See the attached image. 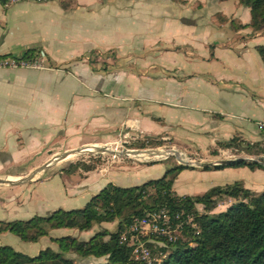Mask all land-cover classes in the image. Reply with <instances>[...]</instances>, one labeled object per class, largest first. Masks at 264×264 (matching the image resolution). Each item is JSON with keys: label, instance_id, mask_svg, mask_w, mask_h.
<instances>
[{"label": "crops", "instance_id": "0c3cea01", "mask_svg": "<svg viewBox=\"0 0 264 264\" xmlns=\"http://www.w3.org/2000/svg\"><path fill=\"white\" fill-rule=\"evenodd\" d=\"M99 15L111 21L103 17L98 24ZM249 19L235 0H0V57L35 49L49 64L0 68V179H16L3 177V166L27 164L54 148L106 143L119 132L163 140L159 147L200 162L216 160L212 152H237L218 147L233 138L264 148L257 127L264 121V64L255 50L264 45V28L254 33L230 26ZM167 170L135 164L60 172L50 200L86 204L108 183L138 186ZM236 173L264 177L247 167H193L177 175L173 191L200 196L233 183L227 177ZM52 176L46 185L56 180ZM74 233L58 229L50 237Z\"/></svg>", "mask_w": 264, "mask_h": 264}, {"label": "trees", "instance_id": "16d2710c", "mask_svg": "<svg viewBox=\"0 0 264 264\" xmlns=\"http://www.w3.org/2000/svg\"><path fill=\"white\" fill-rule=\"evenodd\" d=\"M2 1L5 3V0ZM235 1L249 10L250 19L245 24L232 20L231 29H250L254 33L262 31L264 0ZM255 50L264 64V45L255 47ZM41 56V53L34 49L26 51L20 58L13 59L30 61ZM7 58L9 57H0V61ZM163 144L164 141L160 139H146L140 146L159 147ZM218 147L234 148L249 154L264 152V148L236 138L219 143ZM226 167L261 169L259 164L245 160L215 169ZM79 169V166H71L66 171L71 174ZM83 169L89 172L95 168L84 166ZM187 169L193 167L176 165L168 169L162 177L138 186L120 187L108 183L92 196L82 209H57L48 216L0 221V236L11 234L21 242L30 244L38 243L47 237L50 243L56 246V250L46 247L34 256L17 252L10 246H0V264H78L72 255L80 259L104 260L97 264H145L143 261L134 260L133 246L121 237L134 218L162 209L168 211L172 225L181 224L180 232L184 239L178 237L170 242L151 236V240L162 242L167 247L164 255L160 256L148 246L152 264H264V191L255 195L248 189L235 188L233 191L238 194L239 200L224 211L214 213L222 196L228 194L223 189L214 187L200 196H178L173 191L177 175ZM187 216L192 218L191 224L194 227L186 223ZM114 223L115 230L102 228L87 240L78 239L73 235L50 237L53 227L87 233L94 226ZM154 258L160 259V262H156Z\"/></svg>", "mask_w": 264, "mask_h": 264}, {"label": "rangeland", "instance_id": "374dc122", "mask_svg": "<svg viewBox=\"0 0 264 264\" xmlns=\"http://www.w3.org/2000/svg\"><path fill=\"white\" fill-rule=\"evenodd\" d=\"M103 17H105L106 21L108 20L111 21L110 16L107 17L106 15H99L98 19H96V22L98 24L99 23L101 24V22H104L105 19ZM262 34H264V30ZM261 39H264V38H261ZM260 43H264V40L263 42H260ZM100 64H101V61H100ZM218 87L220 88L221 86H218ZM140 143L141 142L136 141L129 136H124V133L119 132L113 135L112 141H109L106 143L86 144L82 147H88L86 149L90 150L92 148L89 146L98 145V147H103V148L105 147V148H108L109 150L114 151L115 152L114 154L122 152L124 150L165 151L167 153H171V156H169L167 159L163 158L162 160L157 161L158 163H156L155 162L156 159L152 157H148L147 159L146 158L138 159L137 157H129V156L123 157V156H118V154L113 156L110 154H106V153L102 154L98 151H94L91 153L89 152L79 153L71 159L54 162L44 172L40 173L34 179H32L30 182L26 184H23L21 186H16V187L0 185V200H2L3 202L2 205H0V220H4V221L28 220L34 216H48L52 213L50 211L49 212L46 211V206L48 205H52V207H54V205H57L58 208H62L63 210L82 209L85 205L83 203H78V202L76 203L74 201H72V203L71 202L69 203L67 201L66 202L61 201L59 203L58 199L57 200L54 199L52 202L50 200L51 199L50 195L56 192V189H57L55 182H57L56 178H59L58 174L60 172H63L65 174L68 173L66 170L69 169V167L71 166L72 167L79 166L80 167L79 170H82L83 172H85L83 169L84 166L95 168V169L99 168V170H103L108 167L109 168L119 167L122 165L155 163V165L161 164L164 167H166V169H170V168L175 167L176 165H184L181 162L178 163L180 159H183L184 162H189V161L200 162L196 160L198 157L195 155H186V156L181 157L179 154L178 155L175 153L172 154L171 152L173 150L172 148L149 147V146L143 147V146H140ZM77 149L79 148L66 149L64 151V149L62 148L61 149L54 148L52 150V153H50L48 156L44 154V152H42L40 154H37L34 157V159L29 161L27 164H21L17 166H3L2 175L3 177H6L7 175H9L12 178H22L26 176L27 174H29L30 172H32L33 170H35L36 168H39L40 166L45 164L51 158L55 156H59L66 152L77 150ZM147 154L148 153H144V155H147ZM247 154L249 155V153L243 154L241 151L235 152L234 150L226 151L224 154L223 153L212 154V155H216L217 157V159L212 162L221 161V160H233V159H230L231 155H235L236 159H242L243 157L248 156ZM250 155L257 156L259 154H250ZM202 163H207V162H202ZM259 166H261L260 167L261 169H255V170L264 172V166L262 165H259ZM190 167H193V166H190ZM79 170L73 171L71 172V174L74 175L76 172H79ZM79 174L81 173L79 172ZM238 174L236 173L235 175L233 174L227 177V180L232 181L233 183L223 186V187H216V188L223 189L225 193H228V194H224L222 196L221 201L219 202V204L213 211L214 213L224 211L228 206H230L231 204L239 200L238 194L233 191V189L235 188L246 189L250 187V191L252 190V192L255 195H258L259 193L264 191V177L255 176L252 179H250L247 176H244V175L239 176ZM52 175H55V176H52ZM51 176L54 178L53 180L55 179L56 180L51 181L47 183L46 185V179H48ZM187 180L188 178H185L182 181V183ZM183 185H185V183H183ZM200 211L202 210L200 209ZM115 224L116 223L106 224V225L103 224L100 227L94 226L93 229L87 233H77L75 231L74 234L77 235L78 239L87 240L97 230H100L102 228L107 229L109 231L115 230L116 228ZM56 231H58V229H55L54 227L51 230L53 235L58 234V233L56 234ZM174 236L176 238L181 237L182 239H184L180 231H177L174 234ZM48 240L49 239L46 237L40 240L38 243L30 244V243L21 242L14 235L5 234L0 237V246H10L17 252H20L28 256H34L40 250L46 248L45 244H47ZM148 246L150 247V249L155 250L160 256L164 255L167 249L165 244H162V242H159L157 240H151ZM53 249L56 250V247L54 246ZM71 257L75 258L78 264H97V263H102L104 261L103 259H94V258L80 259L73 255Z\"/></svg>", "mask_w": 264, "mask_h": 264}, {"label": "built area", "instance_id": "2783aa9c", "mask_svg": "<svg viewBox=\"0 0 264 264\" xmlns=\"http://www.w3.org/2000/svg\"><path fill=\"white\" fill-rule=\"evenodd\" d=\"M48 1L50 0H5V4L15 5L24 2L44 4L47 3ZM47 67L48 64L43 56L30 61L13 59V58H7L5 60L0 61V68H24V69L43 70L46 69ZM257 127L261 131L262 137L264 139V121L257 122ZM131 138L139 142L146 140L142 138L140 134H137L133 137L131 136ZM178 154L181 157L184 156L179 152ZM235 157H236L235 155H231L230 159L236 160ZM242 159H244L247 162H253L264 166V152L260 153L257 156L248 155L246 157H243ZM180 160L183 161V159ZM191 220L192 218L190 216L186 217L187 224H191ZM191 226L194 227L192 224ZM180 229H181V224L172 225L168 211L162 209L159 211L148 212L146 215L139 218H134L132 223L123 232L121 239L123 241H128V244L130 246H133L132 254L134 260L143 261L145 264H152L150 249L148 247V244L151 242L150 237L155 236L173 242L176 240L174 234L177 231H180ZM155 261L160 262V259H156Z\"/></svg>", "mask_w": 264, "mask_h": 264}, {"label": "water", "instance_id": "95a60500", "mask_svg": "<svg viewBox=\"0 0 264 264\" xmlns=\"http://www.w3.org/2000/svg\"><path fill=\"white\" fill-rule=\"evenodd\" d=\"M91 146H93V145H91ZM86 148H88V147H82V148H79L77 150H73V151H70V152L63 153V154H61L59 156H55V157L51 158L50 160H48L45 164H43L39 168H36L35 170H33L32 172H30L29 174H27L26 176H24L22 178H16V179H12V180L11 179H0V185H5V186L12 187V186H20V185L26 184V183L30 182L32 179H34L37 175H39L40 173L44 172L54 162L64 161L69 156L77 155V154L81 153L82 151H84ZM96 151H98V152H100L102 154L106 153V154H110V155H113V156L118 154V156H123V157L124 156L137 157L139 153L144 152V153H148L147 158L148 157H152L153 153H154V151H152V150H148V151L124 150L122 152L114 154L115 153L114 151L109 150L108 148H105V147L104 148H96ZM171 152H172V154L175 153V154L178 155V152H176V151L172 150ZM169 156H171V153H167V155H165V156H163L161 158H157L155 160V162L160 161L163 158L167 159ZM137 158H139V157H137ZM241 160H244V159L221 160V161L207 162V163L191 162V161L183 162L182 160H180L178 162H181L182 164H184V166H193V167H196V168H199V169H215L216 167H225V166L229 165L232 162L241 161Z\"/></svg>", "mask_w": 264, "mask_h": 264}, {"label": "bare ground", "instance_id": "6f19581e", "mask_svg": "<svg viewBox=\"0 0 264 264\" xmlns=\"http://www.w3.org/2000/svg\"><path fill=\"white\" fill-rule=\"evenodd\" d=\"M91 148H92V149H90V150L85 149V150L82 151L81 153H86V152L91 153V152L96 151V148H103V147H95V146H93V147H91ZM147 155H148V154H147ZM147 155H144V152H142V153H139L137 157H139V158H146V159H147ZM165 155H167V152H165V151H154L152 158L157 159V158H161V157H163V156H165ZM74 156H76V155L69 156L67 159H71V158H73ZM139 158H138V159H139ZM67 159H65V160H67Z\"/></svg>", "mask_w": 264, "mask_h": 264}]
</instances>
